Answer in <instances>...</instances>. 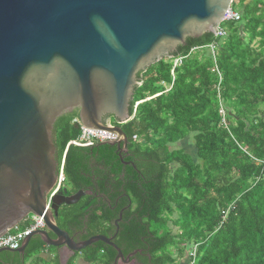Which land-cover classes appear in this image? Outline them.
<instances>
[{"label": "trees", "instance_id": "obj_1", "mask_svg": "<svg viewBox=\"0 0 264 264\" xmlns=\"http://www.w3.org/2000/svg\"><path fill=\"white\" fill-rule=\"evenodd\" d=\"M232 8L241 21L223 25V39H188L173 75L170 59L138 74L131 121L120 126L123 161L117 147L72 144L77 112L57 121L64 191L85 193L60 208L61 230L78 242L116 235L124 257L137 252L136 264H264V0H234ZM45 250L56 252L35 237L25 261ZM79 255L116 264L117 252L97 243ZM0 264L22 257L1 253Z\"/></svg>", "mask_w": 264, "mask_h": 264}, {"label": "water", "instance_id": "obj_2", "mask_svg": "<svg viewBox=\"0 0 264 264\" xmlns=\"http://www.w3.org/2000/svg\"><path fill=\"white\" fill-rule=\"evenodd\" d=\"M234 0H0V238L30 216L46 225L35 237L59 254V264L103 243L124 257L114 237L78 242L58 227L62 206L85 196L67 191L50 209L46 199L58 179L57 121L75 112L80 126L116 135L99 146L128 151L120 126L141 86L138 74L164 59L173 60L188 39L216 37ZM120 159L122 160L121 156ZM123 161V160H122ZM129 165V164H125ZM115 223L118 232V222Z\"/></svg>", "mask_w": 264, "mask_h": 264}, {"label": "built area", "instance_id": "obj_3", "mask_svg": "<svg viewBox=\"0 0 264 264\" xmlns=\"http://www.w3.org/2000/svg\"><path fill=\"white\" fill-rule=\"evenodd\" d=\"M240 21H241V14L237 10H234L231 6L224 20L222 21L221 25L218 27L216 38H220V39L225 38L226 32H225V29L222 28L223 25L227 23H239ZM216 48H217L216 43L210 46V49L213 55L216 54ZM172 61H173V71H172V75H173L174 70L182 66L184 58L177 57V58H174ZM73 123L79 125L80 132H81L79 138L75 142L72 143L75 146H80L83 144H92V143L100 144L103 142L114 141L117 139L116 135H113L109 132L85 129L84 127L80 126L78 119L74 120ZM63 164L58 169L57 183L47 196V199H46L47 209L51 208L53 199L57 195L63 193V191L66 188V178L63 172ZM24 224L25 226L23 228L17 227L12 232H9L6 236L0 238V250H3V249L18 250L21 247L23 241L28 236H30L31 234L35 232L46 230V225L44 221L38 217L30 216L27 219V221H25Z\"/></svg>", "mask_w": 264, "mask_h": 264}, {"label": "crops", "instance_id": "obj_4", "mask_svg": "<svg viewBox=\"0 0 264 264\" xmlns=\"http://www.w3.org/2000/svg\"><path fill=\"white\" fill-rule=\"evenodd\" d=\"M24 226H25V224H23L21 226V228L24 227ZM55 259H57L58 262H59V254H58L57 251L56 252H51V251L45 250L43 253H41V255L39 257H35V258H33V259L29 260V261H25L24 264H33V263H36V262L39 263V264H42L45 261L52 262ZM70 262L72 264H87L84 261L82 255H79V254L76 255L73 258H69L67 264H70Z\"/></svg>", "mask_w": 264, "mask_h": 264}, {"label": "rangeland", "instance_id": "obj_5", "mask_svg": "<svg viewBox=\"0 0 264 264\" xmlns=\"http://www.w3.org/2000/svg\"><path fill=\"white\" fill-rule=\"evenodd\" d=\"M235 10L238 11V9H236V8H235ZM260 109H261V111L264 112V105H262V106L260 107ZM178 147L181 148V145H180V146L178 145L177 147L175 146L173 149H178ZM185 151H186L187 153H190V154L194 155V157H195V159H196V156H195V153H196V152H195L194 145L186 146V147H185ZM47 263H48L47 261L44 262V264H47Z\"/></svg>", "mask_w": 264, "mask_h": 264}, {"label": "flooded vegetation", "instance_id": "obj_6", "mask_svg": "<svg viewBox=\"0 0 264 264\" xmlns=\"http://www.w3.org/2000/svg\"><path fill=\"white\" fill-rule=\"evenodd\" d=\"M120 153V156H121V158H122V155H125L126 157H128V151L127 152H125V153H122L121 154V152H119ZM68 197H70L69 195H67ZM116 233H117V231H116ZM116 236V235H115ZM76 237V236H75ZM115 240V239H114ZM133 261V260H132ZM134 262V261H133ZM134 264H136V262H134Z\"/></svg>", "mask_w": 264, "mask_h": 264}, {"label": "clouds", "instance_id": "obj_7", "mask_svg": "<svg viewBox=\"0 0 264 264\" xmlns=\"http://www.w3.org/2000/svg\"><path fill=\"white\" fill-rule=\"evenodd\" d=\"M175 58H176V57H175ZM24 223H25V222H24ZM24 223H23V224H24ZM23 224H22V225H23ZM22 225H20L19 227H21ZM22 228H23V227H22Z\"/></svg>", "mask_w": 264, "mask_h": 264}]
</instances>
